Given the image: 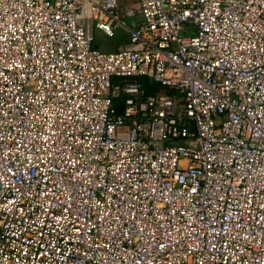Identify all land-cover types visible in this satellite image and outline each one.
I'll return each mask as SVG.
<instances>
[{"label":"built area","instance_id":"built-area-1","mask_svg":"<svg viewBox=\"0 0 264 264\" xmlns=\"http://www.w3.org/2000/svg\"><path fill=\"white\" fill-rule=\"evenodd\" d=\"M0 264H264V0H0Z\"/></svg>","mask_w":264,"mask_h":264},{"label":"rangeland","instance_id":"rangeland-1","mask_svg":"<svg viewBox=\"0 0 264 264\" xmlns=\"http://www.w3.org/2000/svg\"><path fill=\"white\" fill-rule=\"evenodd\" d=\"M121 21L126 23L130 26V23L132 24L131 27H135L136 19H123L121 18ZM194 30L192 28H186L185 29V35H193ZM182 34V33H181ZM93 47L96 50H99L101 52L105 53H112L116 52L119 48L123 47L127 40V33L123 31L122 29L115 27V36L113 38L106 37L101 31L94 28L93 30Z\"/></svg>","mask_w":264,"mask_h":264},{"label":"trees","instance_id":"trees-1","mask_svg":"<svg viewBox=\"0 0 264 264\" xmlns=\"http://www.w3.org/2000/svg\"><path fill=\"white\" fill-rule=\"evenodd\" d=\"M141 83L143 84L144 89L146 90L147 94H153L157 90V87H154L151 85L146 78H140L139 79Z\"/></svg>","mask_w":264,"mask_h":264},{"label":"water","instance_id":"water-1","mask_svg":"<svg viewBox=\"0 0 264 264\" xmlns=\"http://www.w3.org/2000/svg\"><path fill=\"white\" fill-rule=\"evenodd\" d=\"M116 109H117V113H119V114H120V113H121V111H122V107H121V106H117V107H116Z\"/></svg>","mask_w":264,"mask_h":264}]
</instances>
